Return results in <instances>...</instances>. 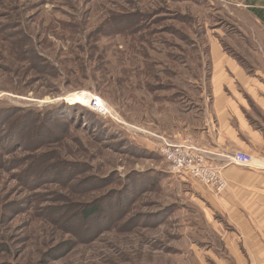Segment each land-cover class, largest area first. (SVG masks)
<instances>
[{"label": "rangeland", "instance_id": "374dc122", "mask_svg": "<svg viewBox=\"0 0 264 264\" xmlns=\"http://www.w3.org/2000/svg\"><path fill=\"white\" fill-rule=\"evenodd\" d=\"M263 20L264 0H0V109L20 111L0 114V264H232L219 194L159 148L194 146L216 54L231 88L264 83Z\"/></svg>", "mask_w": 264, "mask_h": 264}, {"label": "crops", "instance_id": "0c3cea01", "mask_svg": "<svg viewBox=\"0 0 264 264\" xmlns=\"http://www.w3.org/2000/svg\"><path fill=\"white\" fill-rule=\"evenodd\" d=\"M247 6L256 8L251 2ZM216 56L219 65L212 76L213 95L203 123L191 131L192 144L226 180L217 197L219 211L225 225L241 236L240 242L231 245L232 264H264V83L250 82L249 89L243 87L246 92L231 88L230 76L222 72L221 64L238 75L240 69L232 60ZM237 151L250 154L251 163L233 162ZM200 186L203 195L214 198L208 187Z\"/></svg>", "mask_w": 264, "mask_h": 264}, {"label": "built area", "instance_id": "2783aa9c", "mask_svg": "<svg viewBox=\"0 0 264 264\" xmlns=\"http://www.w3.org/2000/svg\"><path fill=\"white\" fill-rule=\"evenodd\" d=\"M159 151L172 173L187 174L201 181L216 194L225 189L226 180L219 168L207 163L202 152L188 142L165 144L160 146ZM232 160L238 165L247 166L251 163L252 156L237 151L232 154Z\"/></svg>", "mask_w": 264, "mask_h": 264}, {"label": "trees", "instance_id": "16d2710c", "mask_svg": "<svg viewBox=\"0 0 264 264\" xmlns=\"http://www.w3.org/2000/svg\"><path fill=\"white\" fill-rule=\"evenodd\" d=\"M65 107V109H70V108H72V106H64ZM61 109H59L58 110V108L57 109H49V110H47V112L45 113V114H42V113H36V112H32L31 110V115L33 116V115H35V116H39V117H41V116H45V118H51V116H50V114H55L56 116H60L61 115V111H60ZM23 111V110H22ZM55 111L57 112V113H55ZM24 112V114H27V115H29L28 117H30V112H28V111H23ZM26 112V113H25ZM3 113H12V114H16V117L20 114V111H18L17 109H12V108H8V109H0V114H3ZM63 113V112H62ZM22 114V113H21ZM23 114V115H24ZM23 115H21V117L23 116ZM6 134H7V132H6Z\"/></svg>", "mask_w": 264, "mask_h": 264}, {"label": "bare ground", "instance_id": "6f19581e", "mask_svg": "<svg viewBox=\"0 0 264 264\" xmlns=\"http://www.w3.org/2000/svg\"><path fill=\"white\" fill-rule=\"evenodd\" d=\"M75 94H77V93H75ZM77 96H78V98L76 97L77 100H82V99L90 100L91 106L94 108H105L104 101L99 96H94V95H91L89 93H82V94H78Z\"/></svg>", "mask_w": 264, "mask_h": 264}]
</instances>
